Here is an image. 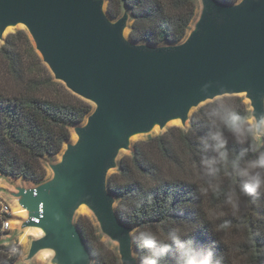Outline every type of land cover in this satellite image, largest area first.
Returning <instances> with one entry per match:
<instances>
[{
    "label": "water",
    "instance_id": "obj_1",
    "mask_svg": "<svg viewBox=\"0 0 264 264\" xmlns=\"http://www.w3.org/2000/svg\"><path fill=\"white\" fill-rule=\"evenodd\" d=\"M197 4L182 40L151 44L131 39L132 12L124 6L112 17L108 0H0L1 44L8 28L23 26L53 79L92 105L70 126L76 139L47 163L50 176L7 192L26 212L15 234L41 232L16 262L48 250L46 264H93L75 222L85 206L119 263L141 264L131 239L136 227L120 218L108 187L121 152H133L136 135L188 130L195 109L224 96L242 97L250 121L264 116V0Z\"/></svg>",
    "mask_w": 264,
    "mask_h": 264
},
{
    "label": "trees",
    "instance_id": "obj_2",
    "mask_svg": "<svg viewBox=\"0 0 264 264\" xmlns=\"http://www.w3.org/2000/svg\"><path fill=\"white\" fill-rule=\"evenodd\" d=\"M233 3L237 0H223ZM126 6L133 15L130 37L151 44L177 42L194 20L197 0H108V12L118 17ZM223 99L249 120V108L240 96L208 102L192 115L188 130L173 126L137 141L131 155L119 160L108 178L117 196L116 210L135 232L152 228L160 233L172 225L188 231L198 244L212 245L221 264H264V192L255 199L240 196L233 213L226 195H239L234 182L221 170L210 188L201 178L202 158L212 153L201 137L212 130L207 115ZM92 105L55 81L35 51L25 30L9 34L0 45V174L41 181L46 176L44 157L60 152L70 139V126L84 120ZM250 121V120H249ZM228 137V148L239 153L246 145ZM253 143L264 145L255 139ZM248 152L246 158L252 156ZM93 255V264H120L116 249L98 233L93 220L77 221ZM1 234V220H0ZM142 261L145 250L134 242ZM0 243V264H12Z\"/></svg>",
    "mask_w": 264,
    "mask_h": 264
},
{
    "label": "clouds",
    "instance_id": "obj_3",
    "mask_svg": "<svg viewBox=\"0 0 264 264\" xmlns=\"http://www.w3.org/2000/svg\"><path fill=\"white\" fill-rule=\"evenodd\" d=\"M207 115L212 130L200 139L214 155L201 159V178L219 192L220 185L215 182L224 168L223 175L235 183L239 192L235 198L226 195L225 199L235 213L239 210L240 196L255 199L257 193L264 192V145L253 143L264 135V116L255 123L249 121L233 104L223 99ZM223 128L232 134L237 144L246 147L239 153L231 151ZM248 152L253 155L246 158ZM131 239L145 250L141 264H221L214 246L198 244L188 231L176 225L163 233L144 228L134 232Z\"/></svg>",
    "mask_w": 264,
    "mask_h": 264
},
{
    "label": "rangeland",
    "instance_id": "obj_4",
    "mask_svg": "<svg viewBox=\"0 0 264 264\" xmlns=\"http://www.w3.org/2000/svg\"><path fill=\"white\" fill-rule=\"evenodd\" d=\"M19 30H24V28H23V26H18V27H16V28H13L12 30H10L8 33H7V36L9 35V34H16ZM0 45H2L1 44V42H0ZM205 104H207V103H205ZM205 104H203V105H201L200 107H202V106H204ZM199 107V108H200ZM198 108V109H199ZM198 109H195L193 112H195L196 110H198ZM173 127V126H172ZM169 128H171V127H169ZM168 128V129H169ZM70 131H71V137L70 138H72V135H73V131H72V128L70 129ZM157 134H160L159 132H156V133H154L153 135H157ZM147 138V136L146 135H136L135 136V138H133V140H132V146H134V144L138 141H141V140H144V139H146ZM132 154V152L131 151H122L121 152V154H120V156H119V159H121L122 157H124V156H126V155H131ZM57 155H54V156H46V157H44V159H43V162H44V164H45V167H46V176H45V178L44 179H46V178H48L49 176H50V169H49V167H48V165H47V163L49 162V161H54V160H56L57 159ZM114 172H116V170L115 171H112L111 172V174H113ZM110 174V175H111ZM38 181H33V180H29V179H23V178H14V177H12V176H8V175H4V174H0V204H2V203H4V202H10L12 205H13V207L15 206L14 204H13V202L11 201V198L8 196V191L9 190H12L13 188H14V185H16V184H36ZM17 215V214H16ZM82 220L84 223H86L87 221L89 222V220L91 219V220H93L92 219V216H91V214L88 212V211H82V212H77V214H76V217H75V222L77 223V221L78 220ZM14 220H17V223L16 224H18V218H16V219H14ZM15 224V225H16ZM10 234H12L11 236L12 237H10V238H8L7 239V241H13V240H20V236L22 235V233H20L19 235H17V234H15V231H11L10 232ZM33 235L32 234H27L26 235V241L25 242H23L22 243V251H21V254L23 253V252H25V250H26V248H27V245H28V243H29V240H30V238L32 237ZM103 240L106 242V243H109L108 242V240H106L105 238H103ZM4 240H2L1 238H0V243L2 244V242H3ZM110 244V243H109ZM111 245V244H110ZM112 247H114L113 245H111ZM115 248V247H114ZM20 256V255H19ZM19 256L17 257V259L19 258ZM16 259V260H17ZM12 264H46V262H45V260L44 259H42V258H37V259H35V260H33V261H31V262H28V263H23V262H16V261H14Z\"/></svg>",
    "mask_w": 264,
    "mask_h": 264
},
{
    "label": "built area",
    "instance_id": "obj_5",
    "mask_svg": "<svg viewBox=\"0 0 264 264\" xmlns=\"http://www.w3.org/2000/svg\"><path fill=\"white\" fill-rule=\"evenodd\" d=\"M19 218L14 212V207L10 202H4L0 204V220H1V234L0 238L4 240L2 245L4 246V251L8 257L15 256L16 259L21 255L22 242L21 240L7 241L11 237V231H15L16 225L13 224V220Z\"/></svg>",
    "mask_w": 264,
    "mask_h": 264
},
{
    "label": "bare ground",
    "instance_id": "obj_6",
    "mask_svg": "<svg viewBox=\"0 0 264 264\" xmlns=\"http://www.w3.org/2000/svg\"><path fill=\"white\" fill-rule=\"evenodd\" d=\"M10 30H12L11 27L8 28L5 33L7 34ZM126 35H127V33H126ZM174 124H177V122H174ZM75 139H76V135L73 133L71 140L74 141ZM57 156L59 157L60 155H57ZM82 211H88V209L85 206H81L78 209L77 212L79 213V212H82ZM14 212L17 214V216H19L21 218L26 217L25 210H23L19 206H14ZM16 223H17V220H13V224L15 225ZM27 234H32L34 237H37V236H40L41 232L37 228H27V229H25L24 233L20 236V240H21L22 243L26 241V235ZM50 255H51L50 251L44 250V251H41L40 253H38L36 258H39V259L42 258L44 260H47L50 257Z\"/></svg>",
    "mask_w": 264,
    "mask_h": 264
}]
</instances>
